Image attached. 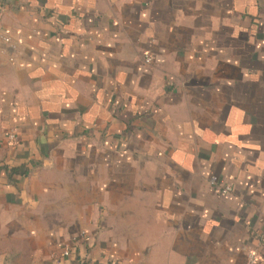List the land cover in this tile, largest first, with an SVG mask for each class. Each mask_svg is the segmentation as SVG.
<instances>
[{
  "label": "crops",
  "instance_id": "obj_1",
  "mask_svg": "<svg viewBox=\"0 0 264 264\" xmlns=\"http://www.w3.org/2000/svg\"><path fill=\"white\" fill-rule=\"evenodd\" d=\"M0 14V264H264V0Z\"/></svg>",
  "mask_w": 264,
  "mask_h": 264
},
{
  "label": "built area",
  "instance_id": "obj_2",
  "mask_svg": "<svg viewBox=\"0 0 264 264\" xmlns=\"http://www.w3.org/2000/svg\"><path fill=\"white\" fill-rule=\"evenodd\" d=\"M0 24H1V14H0ZM0 39L4 42V43H9L10 41V38L7 36V35H4V34H1L0 35ZM145 61L146 62H149L150 61V58L149 56H146L145 58ZM9 139L13 140L15 138V135L13 133L9 134ZM229 188L226 186L224 189H223V192H226ZM81 235V234H80ZM79 235V236H80ZM78 236H73L72 237V240L75 242L77 240ZM69 249H65L63 254L65 256L69 255ZM245 264H260V256L258 254L257 251L253 250V249H249L247 251V255H246V261H245Z\"/></svg>",
  "mask_w": 264,
  "mask_h": 264
}]
</instances>
